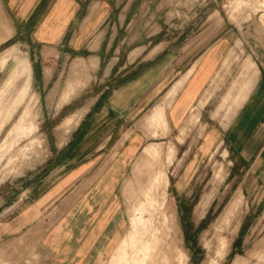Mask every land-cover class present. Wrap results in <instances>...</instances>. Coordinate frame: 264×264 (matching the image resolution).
Segmentation results:
<instances>
[{
	"label": "rangeland",
	"instance_id": "1",
	"mask_svg": "<svg viewBox=\"0 0 264 264\" xmlns=\"http://www.w3.org/2000/svg\"><path fill=\"white\" fill-rule=\"evenodd\" d=\"M101 30L105 40L95 57L101 68L96 75L91 72L96 63L87 67L75 55L54 58L48 54L51 49L26 40L0 44V207L21 195L41 198L42 192L32 188L43 179L48 168L44 162L50 152L54 156L56 141L64 143L65 132L58 127L71 108L56 114L63 86L61 103L79 97L89 75L88 83L129 80L130 70L103 78L102 69L113 56L123 66L129 51L146 47L139 62L169 55L175 62L170 78L186 73L162 103L134 123L136 137H145L139 138L136 157L118 186L120 200L113 201L118 230L102 234V254L95 264H264V170L251 171L248 163L234 162L228 144L219 143L187 185L177 177L186 150L205 133L209 111L215 108L211 117L222 114L221 125L229 126L240 109L235 110L234 99L244 100L257 67V79L264 77V0H120ZM87 55L93 53L84 52L83 58ZM209 55H216V62L207 88L182 124L169 128L167 106ZM42 67L53 72L47 88L58 82L51 102L48 91H37ZM178 187L184 194L178 195ZM52 209L23 233L0 242V264H62L56 256L47 257L42 246L47 229L60 218L58 203Z\"/></svg>",
	"mask_w": 264,
	"mask_h": 264
},
{
	"label": "crops",
	"instance_id": "2",
	"mask_svg": "<svg viewBox=\"0 0 264 264\" xmlns=\"http://www.w3.org/2000/svg\"><path fill=\"white\" fill-rule=\"evenodd\" d=\"M119 2L120 0H91L88 3L80 0H0V44L15 39L26 40L34 46L51 49L48 54L54 58L75 55L87 67L96 63L95 69L91 67V72L96 75L101 68L95 57L105 40V31L101 28ZM128 6L129 3L124 8ZM112 46L113 40H110L107 48ZM147 51L146 47L129 51L123 66H117L118 57L111 58L102 69L103 78H107L112 72L130 70L129 80L118 85L105 81L88 83L91 76L86 72L89 79L82 85L84 90L80 96L61 103L63 86L58 103L56 102V114L71 107L64 116V123L58 127L65 132L64 143L56 141L54 156L50 152L49 161L44 162L48 168L43 179L32 188L33 192H42L41 198L30 197L26 200L21 195L22 197L0 207V242L23 233L26 228L45 217V211L51 210L58 203L62 209L60 218L53 220L43 236L42 246L48 253L44 254L47 257L56 256L62 264H95L97 258H101L102 234L118 230L115 222L117 214L115 215L113 207V201L120 200L118 186L136 157L139 138L145 137L142 133H139L140 137H136L138 135L135 133L134 123L139 115L147 114L154 106L162 103L167 92L186 73L180 72L170 78L175 62L169 55L159 59L145 58L139 62L138 58ZM84 52L93 55L83 58ZM215 56L209 55L207 60L204 57L196 65L187 82L167 106L165 116L169 128L176 130L190 108L198 104L215 69ZM44 68L39 73L37 91H48L46 99L51 102L58 82L47 88L53 72ZM258 73L257 67V82L255 80L250 91L247 94L245 92L246 95L242 97L244 100L239 102L234 99L235 110L240 109L237 113L234 112L236 115L229 126L221 125L219 117L223 118L222 114L216 118L211 117L215 108L209 111L205 117L204 135L198 144L186 150L177 175L179 184L186 182L187 185L195 176V170L201 169L210 160L219 143L228 144L227 152L232 154L234 162L248 163L251 171L264 170V77L260 75L257 79ZM86 84H90V87H86ZM93 88L98 89V92L93 93ZM88 92L92 96L84 98V94ZM207 103H210L208 99L205 101ZM203 130L204 126L201 125L199 136ZM115 154L117 155L114 156ZM110 155H113L112 160ZM178 188V195L184 194V189ZM29 199L32 200L29 202ZM25 200L29 203L26 204ZM54 210L56 207L47 213L49 217L54 215ZM119 238L113 241L110 251Z\"/></svg>",
	"mask_w": 264,
	"mask_h": 264
}]
</instances>
